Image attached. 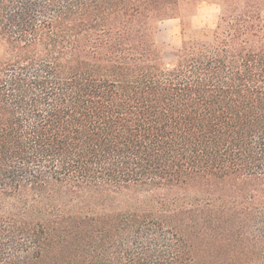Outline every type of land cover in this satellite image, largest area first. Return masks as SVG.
<instances>
[{"label": "trees", "instance_id": "16d2710c", "mask_svg": "<svg viewBox=\"0 0 264 264\" xmlns=\"http://www.w3.org/2000/svg\"><path fill=\"white\" fill-rule=\"evenodd\" d=\"M219 9L168 68L159 25ZM264 0H0V264H264Z\"/></svg>", "mask_w": 264, "mask_h": 264}, {"label": "rangeland", "instance_id": "374dc122", "mask_svg": "<svg viewBox=\"0 0 264 264\" xmlns=\"http://www.w3.org/2000/svg\"><path fill=\"white\" fill-rule=\"evenodd\" d=\"M218 20V7L205 2L192 15H183L180 18L162 22L159 25L158 40L166 46L164 64L168 68H172L176 64L178 50L184 41H211Z\"/></svg>", "mask_w": 264, "mask_h": 264}]
</instances>
